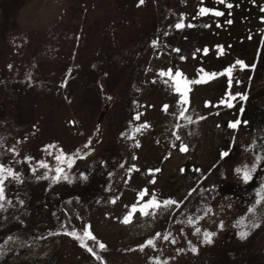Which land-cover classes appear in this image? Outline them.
Here are the masks:
<instances>
[{
    "label": "rangeland",
    "instance_id": "rangeland-1",
    "mask_svg": "<svg viewBox=\"0 0 264 264\" xmlns=\"http://www.w3.org/2000/svg\"><path fill=\"white\" fill-rule=\"evenodd\" d=\"M226 3L0 0V164L22 181H5L0 264H264V161L234 172L264 157V0Z\"/></svg>",
    "mask_w": 264,
    "mask_h": 264
},
{
    "label": "snow or ice",
    "instance_id": "snow-or-ice-1",
    "mask_svg": "<svg viewBox=\"0 0 264 264\" xmlns=\"http://www.w3.org/2000/svg\"><path fill=\"white\" fill-rule=\"evenodd\" d=\"M218 2L221 3V4H225V6L228 7V8H232L233 7V5L231 3H226V0H218ZM140 3H143V0H140ZM260 10H261V12H264V7H262ZM209 12H212V14L215 15V16H221V15H223V13L221 11H216V10L210 9L208 7H200L199 8V14H201V15L206 14V13H209ZM261 20L264 21V17H261ZM228 23H231V21H228ZM184 26L185 25H184L183 14H181L179 21L175 24V28L180 29V28H182ZM187 26L188 27H191L192 25L189 24ZM152 43H153V45H155L156 41H153ZM174 51L179 52L180 50L179 49H175ZM197 51H199V50H197ZM204 51L206 53L207 52V49H205ZM181 59L183 60V59H185V57L181 56ZM236 63L239 64L241 66V68L246 67V65L244 64L243 61L237 60ZM9 67H11V66H9ZM200 71H203V69H201ZM231 71H232V66H229L227 69H225V72L228 73L229 77L231 75ZM165 75L171 76V70H169L168 73H165L163 71L160 72V76H165ZM181 75H182L181 72H179V71H176L175 72V76L176 77H180ZM209 75L215 76L216 74L215 73H212V74H209ZM199 82L200 81L195 80V81H191L190 83H199ZM231 83H232V81L229 78V80H228L229 86H231ZM237 83H239V81H237ZM176 90H177V92H180V89L179 88H177ZM226 95L230 97L231 96V93H227ZM237 95H239V94H237ZM232 99H234V97H232ZM178 103H181V104H186L187 103V100L185 99L183 93H181L180 100L178 101ZM220 103L221 104H226V106L229 107V108H231L233 106L232 103H231V101L230 100H227V99H221L220 100ZM209 104H210L209 101H206L205 102V106H209ZM164 108L166 110L168 108V105H165ZM185 111H186V109H184V108L181 109V111H180V116L181 117H185ZM241 111H243V110L241 109ZM185 118L191 120L190 117H185ZM201 118H203V117H201ZM135 119H139V114L135 117ZM241 123H245L246 124L247 122L246 121H243L242 122L241 120L236 119V120H233V121H229L228 122V127L231 128V129H237L238 126ZM143 126L144 127H148L147 124H144ZM135 131H139V129H135ZM173 135L176 136V139L177 140L180 139V137L175 132L173 133ZM88 143L90 144L91 141H89ZM87 146L88 145L86 144L85 147H87ZM48 147H53V146L52 145H49ZM136 147H139V144L138 143L136 144ZM179 150L181 152H185L187 150V148H186V146L184 144H180L179 145ZM9 151L14 152L15 150L14 149H10ZM246 151H247V149H246ZM228 156H229V152L228 151H223V152L220 153V159L221 160H224ZM30 159H32V158L31 157H25V160H30ZM56 159H57V161H60L61 160V156H57ZM133 159H136V157H133ZM261 161H264V157H262L260 155H257L256 158H255V162H253L251 164V167H249L247 164L242 165V166H238V167H236L234 169V172L238 175V177L244 183H247V182H249L252 179V172H254L256 170L258 164ZM40 163H41V166L47 167V165L44 164L43 162H40ZM68 166L69 167L72 166V159L71 158H68ZM121 167H123V165H121ZM213 167H215V165H213ZM33 171H34V169H33ZM55 171H56V175L53 177V180L54 181L55 180H58L60 178L61 174L63 173V169L58 166L55 169ZM158 171H160V169H150L149 170V172H158ZM180 171L183 172L184 169H180ZM193 171L195 173H201V169H199V168H195V169H193ZM81 176H82V178L87 179V177L84 176L83 173L81 174ZM9 178L15 180L18 183L19 182H22L21 181L20 174L18 172L14 171L11 167H8V166H6L4 164H0V201H4L5 198H6L5 197V181L8 180ZM40 178H47V175H45L44 177H37V179H40ZM64 178L67 179V176L65 175ZM199 179H200V181H203V180L207 179V177L204 176L201 173ZM151 182L154 183L155 181L153 180ZM69 183H71V181H69ZM146 191H147L146 189L143 190V191H141L140 192V196L143 197L146 194ZM194 191H196V189L195 188H192L189 191L188 195L191 196L192 195V192H194ZM257 195L259 196L260 193H258ZM185 199H187V197H185ZM110 202L115 203V199L111 200ZM21 203H23V201H21ZM181 203L182 202H180V201H174V200H171V199L164 200L163 201V205L166 206V207L175 205L176 208H179ZM257 203H260V201L258 200ZM3 207H4V205L3 204H0V208H3ZM159 207H160V203L156 200L155 195L153 194V198L150 199V200H148L142 207H140L139 211H140V213L142 215H147L148 212L146 211V209H148V208H159ZM135 211H136V205H133L132 206V211L129 212L128 215H126L124 217V221L123 222L124 223H127L129 221V217L132 215V212H135ZM248 211L249 212H252L253 209L250 208V209H248ZM189 223H191V221H189ZM239 223H243V220H241ZM220 227H223L222 222L220 224ZM200 231H201V229L197 227L195 229L194 234H198V233H200ZM66 234L73 235V236L75 235V233H66ZM84 235L85 236H88L90 239L95 240V237H93L91 235V233L87 230V227H85ZM203 235H204L205 241L210 243L211 242V237L214 236L215 233H209V232L205 231ZM246 235H247L246 232H240L239 233V236L241 237V239L245 238ZM160 236H161V233H156V237H160ZM169 236H170V233L169 234H165V235H163V239L164 240H168L169 239ZM173 242H174V240H173ZM146 245L147 246L155 247V238L148 239L145 243L141 244L139 246L140 247V250L143 251V249H144V247ZM99 248L100 249H104L105 248V245L103 243H99ZM90 251H91V249H90ZM192 251L195 252L196 249L195 248H192ZM97 259H99V257H97ZM156 261H157V264H160L159 257L156 258ZM163 264H167V261H164Z\"/></svg>",
    "mask_w": 264,
    "mask_h": 264
}]
</instances>
